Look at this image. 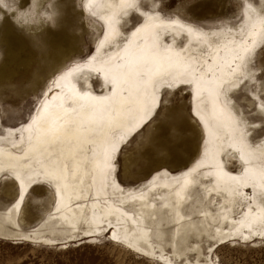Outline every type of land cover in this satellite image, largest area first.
I'll return each instance as SVG.
<instances>
[{"label": "bare ground", "instance_id": "6f19581e", "mask_svg": "<svg viewBox=\"0 0 264 264\" xmlns=\"http://www.w3.org/2000/svg\"><path fill=\"white\" fill-rule=\"evenodd\" d=\"M128 3L130 0H82L85 15L102 18L100 21L103 26V33L95 43L94 54L86 59L72 61L59 69L58 51L66 49V47L61 48V46L65 42V38L75 33L79 20L71 0H56L52 4L53 10H55L56 26L52 28L51 32H44L39 24L32 27L34 30L38 29L36 36L43 38L47 44L44 49L47 58L43 59L44 62L41 64L36 60V53L31 48V41L19 34L13 25L8 24L3 31H0V48L4 51L5 56L3 64L0 65V81L12 83L19 78L17 81L32 82L35 79L32 78L33 71L36 69V73L50 74L42 89L43 92L56 74L79 61L83 65L75 73L79 83L70 80L66 84V88L70 86L79 91L80 85L83 84L93 95L107 94L108 88L104 85V73L97 71V69L104 67L105 62H113L114 58L123 57L125 48H135L138 43L141 47L146 46L159 52L179 53L189 61L196 77L200 78L198 64L203 59L201 49H207L214 55H218L219 59L216 62L220 64L228 55L226 49L231 47L233 42L239 44L241 39L260 41L262 34H264V24H262L264 17L260 16L264 15V8L258 10V7V9L256 7L250 8L249 12L244 13L243 30H241V25L238 28H233L224 24L221 26L218 35H210L202 40L193 37L190 43L180 33H174V30H166L159 21L147 19L143 21L141 30L135 35L132 32L124 33L123 25L126 23L124 21L133 13L129 14L125 8ZM246 6L252 7L249 3ZM216 7L215 12L200 8L192 9V11L195 14L194 17L202 19L201 17L210 15V13L217 14L219 6ZM121 11L124 12V16L119 18L118 14ZM141 11L145 12L142 8ZM145 13L159 15L165 21L180 20L182 23L201 28L196 25V21L181 15L166 16L161 12L147 13V11ZM213 31L216 32L217 30L213 29ZM173 35H175V39H173ZM208 41H217V43L209 45ZM93 57H95L94 60ZM86 60L91 61V63L84 62ZM205 72H208L207 67ZM216 77L217 84L221 79L224 80V86L230 79L221 71H217ZM211 79V76H206L200 82L205 85L206 89L209 87L215 89L217 84L210 85L208 83ZM94 81L98 82L99 88L96 87ZM93 84L95 85L94 90ZM192 91V98L190 94V114L187 109L188 104L181 105V107L173 106L166 110L162 120L155 126L158 129L162 122H167L169 125L180 126L185 134L190 133L189 138L183 137L177 158L148 157L141 151L138 153V149L136 150L138 154L135 152L123 156V175L126 179L139 180L137 183L141 185L140 190L131 188L136 187L135 184L118 185L115 181L109 186L106 184L102 172L95 173V181L93 182L88 171L81 165L80 180L74 185H69L65 200L60 204V211L57 212L54 207L52 209L55 218L47 217V223L42 224L41 221L23 231L16 229L19 226L16 223V218L10 212L4 213L18 199L19 184L14 178L0 179V185H4V195L9 194L8 191L11 187L15 190L12 194V204L0 212V220L6 226L8 222H12L16 227L13 229L15 231L12 232V235L0 236V238L13 240L15 243L19 242L18 234L27 235L26 233L35 228L38 229L42 224L40 227H46L52 235L37 237V231L33 232V237L37 241L50 243L46 237H63L66 235L65 230L67 229H71L74 235L79 232L84 239L94 241L98 235H101L97 225H107V222L111 221L112 235L116 237V240H124L136 251L152 253V255L154 254V246L158 245L162 249L160 259L166 264L173 254L171 256L166 255L163 246L171 247L172 253L176 254L175 258L180 259L181 254L187 256L189 244L192 245L193 249L200 247L199 243L193 241L204 240L206 243L209 232L216 236L223 235L228 242L245 241L244 237H248V240L245 241L248 243L259 240L256 230L264 224L260 219L264 213V205L260 203L258 195L252 200L247 198L253 189L250 185L240 187L239 177L242 175V168L247 167L250 175L256 178L257 183L259 182L261 170L264 169V156H262L260 145L255 144L264 138L257 142L251 139V130L252 132L254 130L248 121L247 123L250 125L248 129L250 132L249 140L252 144L248 143L247 137L241 140L243 125L237 128L239 118L230 111L228 105L223 103V96L220 97L221 102L216 103L213 95L206 90L203 94L204 99L201 101L195 95L194 86ZM166 92L169 91L165 90L162 94L160 107L151 119L152 113L145 108H140L134 113V119L131 123L125 121L120 136L116 138L117 146L119 147L121 137L125 139L132 137L121 147L117 164L122 158L124 147L154 122L153 119L161 111L163 96ZM238 111H240L239 108ZM192 115L194 119L191 118ZM144 122L147 123L137 132ZM196 128L201 136L199 146ZM153 132V130L148 132L145 141ZM21 135L22 139L20 138ZM30 136L32 134L24 131L22 134L9 132L6 137H0V169L11 168L21 174H35L52 167L53 160L51 159L52 154L48 150L49 146L46 144L37 145L34 136L31 140ZM151 138L154 141L157 140L155 136ZM62 147L64 154L67 155L68 146ZM238 148H243L248 160L247 164L240 160ZM230 158L237 162L239 166L237 171H233L230 166L228 167ZM84 159L82 156L81 160ZM164 169L169 172L161 171ZM159 171L161 172L157 174ZM45 184L51 185L48 182H40L31 185L28 191L25 189L27 194L22 206V213L18 217V224L21 217L26 214L25 209L28 205L29 195ZM51 187L55 191L54 186L51 185ZM256 191L258 194L259 187ZM190 192L193 195H188ZM53 198L55 202V192ZM174 203L190 205L192 209L198 208L199 211H191V219L182 213L174 214ZM165 211L168 212L167 216L164 215ZM81 228L92 229V231L81 232ZM200 230L203 231V235H201ZM250 230L253 231L252 236H249ZM108 231V227H105V232ZM71 242L69 241V243ZM145 246H149L151 250Z\"/></svg>", "mask_w": 264, "mask_h": 264}, {"label": "snow or ice", "instance_id": "6c2138e0", "mask_svg": "<svg viewBox=\"0 0 264 264\" xmlns=\"http://www.w3.org/2000/svg\"><path fill=\"white\" fill-rule=\"evenodd\" d=\"M190 2H194V0H190ZM261 4L264 6V2ZM38 5L39 0H31L30 3L27 0H10V4L9 0H0V31H3L8 25L9 19H11L16 28L24 30V34L31 41L32 49L36 52L43 51L47 47L46 41L36 36L38 29L34 30L32 28L40 17V12L37 11ZM83 6L85 7L84 4ZM125 8L129 14L132 12L139 13L144 17V20L159 21L166 30H174V33H180L189 43L193 37L202 40L210 35H218L221 26L224 25L217 26V31L214 32L213 30L204 31L202 28L182 23L180 20L165 21L159 15L146 14L141 11L140 0H130ZM34 9L35 16H33ZM249 11L250 7L246 6L242 22L239 23L241 30H243L242 25L245 20L244 13ZM260 16L264 17V15ZM39 22L40 24L50 23L55 27V14H49L46 19H41ZM262 24H264V20H262ZM141 25L135 27L131 32L135 35L141 30ZM173 39H175V35H173ZM208 43L211 45L217 43V41H208ZM261 49H264V34H262L260 41L251 39L244 41L241 39L239 44L233 42V45L226 49L228 55L220 64L216 62L219 59L218 55H214L207 49H201L203 59L198 64L201 76L197 78L192 65L179 53H173L172 51L159 52L146 46L141 47L138 43L135 48H125L123 57L114 58L113 62H105L104 67L97 69V71L104 73V85L108 88L107 94L93 95L83 84L80 85L79 91L70 86L66 88V84L70 80L79 83L75 73L83 66L81 62L77 61L61 70L49 81L42 94L34 98V107L26 123L21 122L15 127H6L2 122L3 117L0 116V137H6L9 132L13 134L20 132L22 134L27 131L34 136L37 145L46 144L49 146L48 150L52 154L51 159L53 160L52 167L49 170H42L35 174H21L11 168L0 169V179L14 178L20 189L18 199L4 213L10 212L16 218V223L20 227L18 217L22 213L27 191L31 185L40 182H48L54 186L56 196L54 208L59 212L60 204L65 200L69 185H74L80 180L79 170L81 165L88 171L93 182L95 181V173L102 172L106 184L110 186L115 181L118 185H121L117 177L119 169L117 157L121 147L132 136L126 139L121 137L119 147L116 138L120 136L125 121L131 123L134 119V113L140 108H145L151 112V119L160 107L162 94L165 90L169 92H176L177 90L190 92L192 98V87L194 86L195 95L201 101H203V94L207 90L213 95L216 103H220V97L223 96V103L228 105L230 111L239 118L237 128L243 125L241 140L247 137L248 143L252 144L249 140L250 132L248 131L250 125L245 121L243 112L238 111L234 94L243 88L260 117V123L252 124L251 127L264 126V66L254 70L257 54ZM92 59L94 60L95 57ZM3 61L4 53L0 51V65L3 64ZM84 62L91 63L88 60ZM206 67L208 69L207 73L205 72ZM217 71H221L227 77H230L226 86H224L223 79L217 84ZM206 76L212 78L208 82L210 85L217 84L215 89L210 87L206 89L205 85L200 82ZM5 87L15 88L17 85L0 81V90ZM92 88L94 90V84ZM146 123L141 124L137 132ZM184 135L185 133L180 126L162 122L160 128L154 130L150 137L140 145V151L148 157L177 158ZM32 136H30V140ZM152 136H155L157 140L154 141L151 138ZM20 138H23L22 135ZM257 144L260 145L262 156H264V140L255 145ZM65 145L69 149L67 155L64 154L62 147ZM238 151L240 152V160L247 164L248 160L243 148H238ZM82 156L85 158L84 160H81ZM249 185L253 191L247 198L252 200L257 198L258 195L260 203L264 205V169L261 170L259 182L257 183L256 178L250 175L249 169L247 167L242 168L239 186L248 187ZM140 186L137 185L131 188L140 190ZM257 187L260 189L258 194ZM121 190L123 191V188ZM188 195H193V193L190 192ZM240 195H243V193H240ZM191 211H199V209H192L190 205L173 204L174 214L182 213L191 219ZM164 215L167 216L168 212L165 211ZM47 217L55 218L53 210L48 213ZM260 219L264 222V213H262ZM43 223H47V220L45 219ZM105 227H108V232H105ZM97 228L101 234L97 236V244L103 243L104 240H110L109 236H111L110 241L114 246L123 247L111 233V221H108L107 225H97ZM197 228H199L198 225ZM36 231H38L37 228L27 235L18 234L19 243H31L34 247H47L64 251L71 246L69 241H78L81 237L79 232L74 235L71 229H67L65 230L66 235L63 237H46L50 243L45 244L33 237L32 233ZM80 231H92V229L81 228ZM200 232L203 235V231L200 230ZM252 235L253 231L250 230L249 236ZM256 235L260 238V246L264 247V224L256 230ZM244 239L247 241L248 237H244ZM0 242L15 243L13 240L7 239H0ZM193 242L199 243L200 247L193 249L192 245L189 244L190 255L181 254L180 259L177 260L175 258L176 254L173 253V256L168 260V264H225L222 253L228 247L229 242L223 235L216 236L209 232L206 248L204 247V240ZM234 242L239 243L238 240ZM128 253L132 255L130 249ZM134 255L138 259H134L133 264H156L154 260L141 257L139 253ZM4 264H23V259H9Z\"/></svg>", "mask_w": 264, "mask_h": 264}, {"label": "rangeland", "instance_id": "374dc122", "mask_svg": "<svg viewBox=\"0 0 264 264\" xmlns=\"http://www.w3.org/2000/svg\"><path fill=\"white\" fill-rule=\"evenodd\" d=\"M55 1L56 0H39L37 11L40 12V17L37 19L36 24H39V26L43 28V31L47 33L52 31L53 25L50 23L40 24L39 21L41 19H46L49 14L55 13V10L52 8V4ZM71 1L74 11L76 14H78L77 16L79 17V20L74 31L75 33L73 32L74 34L72 33V36L65 38V42L61 46V48L66 47V49L58 51V60H60L58 69L66 66L72 61L77 59H86L94 54L95 43L103 33V26L101 25L102 18L97 16H93V18L89 15H85L83 13L82 0ZM27 2L30 3L31 0H27ZM262 2H264V0H194V2H190V0H140V6L145 12L147 11V13L161 12V14L166 16L181 15L184 18L196 21V25L202 29L210 31L211 29H216L217 26L221 24H226L231 27L237 26L235 28H238L240 26L239 23L242 22L245 5L249 3L252 6L250 8L256 7V9L259 8L258 10H263L262 8H264V6H262ZM216 6H219L217 14L210 13V15L208 14L207 16L201 17L202 19L194 17L195 14L193 13L192 9H208L211 12H215L217 8ZM33 16H35V9L33 10ZM118 16L119 18H122L124 16V12L121 11ZM143 21V16L139 15V13L133 12L125 19L124 23H126L123 25V32H131L139 24H142ZM8 24L13 25L19 34L26 37L24 30L16 28L11 19H9ZM0 51L3 50L0 48ZM34 52L36 53V60L40 64L44 62L43 59L47 58V54L44 50L40 52ZM260 66H264V49H261L257 54L254 70H258ZM33 72L34 75L32 78L34 77L35 79L32 82H25L22 80L17 81L19 79L18 78L15 79L16 81L12 82V84L17 85V87H5L0 90V106H2L0 107V116L3 117L2 122L4 126L15 127L18 123H26L28 117L31 115L35 103L34 98H37L41 95L44 84L46 83L48 76H50V74H40L41 72L36 73V69ZM94 82L96 87L98 86L99 88L98 82ZM234 95L237 100V107L243 112L246 122L249 121L248 123H251V125L259 124L260 117L257 115L256 110L251 103L250 97L243 90V88ZM186 104H188L187 109L188 113L190 114V92H180L177 90L176 92H166L164 94L161 111L153 119L154 122L146 130L134 137L127 144V146L124 147L122 158L118 162V179L120 180L121 184H135V186H137V182L139 181H133L124 177L123 156L125 154L128 155L130 153H135L137 149V152H140V143L142 144L145 141V137H147L149 131L156 130L155 126L162 120L164 113L168 108L173 106L181 107V105L185 106ZM191 118L194 119L193 115ZM251 128L254 130V132L251 130V139L254 142L264 138V126ZM196 131L198 135L199 146V143L201 142V136L199 135L197 128ZM189 136L190 133H186L184 137L189 138ZM229 166L233 171H237V168L239 169L237 162L235 160L232 161V158L229 159L228 167ZM3 187L4 185L1 184L0 212L4 210L3 208L9 204H12V194L15 191L14 188L11 187L8 191L9 194L4 195ZM40 188L29 195L27 203L28 205L25 209L26 214L19 220L20 227H14L12 222H8L6 226V224L0 220V224H2L0 225L2 226V228H0L2 229L0 236H10L9 234L12 235V232L15 231L13 229L15 228L26 231L41 221L42 224H44L43 221L45 219L47 220L48 213L52 211L55 205L53 198L55 191L51 185L47 186L45 184L40 186ZM40 226L38 227L37 237L52 235H50V232L46 227ZM49 230L51 231V229ZM30 232L31 231L28 233ZM112 232L113 231H111V233ZM109 239L111 240V236H109ZM110 240H104L103 243L97 244V239L91 241L84 239V237H80L78 241H72L69 243L71 246L64 251L50 249L47 247H34L31 243L18 244L19 242H16L14 244L0 242V264H4V262L9 259L20 258L23 259V264H133V260L138 259L134 255L136 253L141 254V257H148L150 260H154L156 264H166L160 259L162 249L158 247V245L154 246V254L152 255V253L136 251L124 240H118L123 246L122 248L114 246ZM43 243L47 244L46 242ZM145 247L148 250H151L149 246ZM204 247H207V243L204 244ZM163 248L166 255L169 254V256H171L173 254L171 247L163 246ZM129 249L131 250L132 255L128 253ZM190 254L191 253L188 251L187 255ZM222 257L225 261V264H264V247L260 246L259 240H256L253 243L239 241L238 244L234 241H231L228 243V247L222 253Z\"/></svg>", "mask_w": 264, "mask_h": 264}]
</instances>
